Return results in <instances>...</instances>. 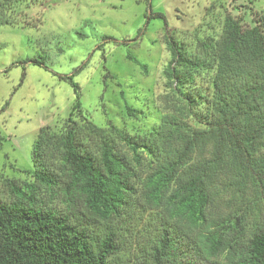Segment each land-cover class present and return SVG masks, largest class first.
<instances>
[{
	"label": "trees",
	"instance_id": "16d2710c",
	"mask_svg": "<svg viewBox=\"0 0 264 264\" xmlns=\"http://www.w3.org/2000/svg\"><path fill=\"white\" fill-rule=\"evenodd\" d=\"M18 1L0 0V25ZM252 22L226 16L200 56L166 30L168 111L148 135L96 126L60 77L65 123L39 129L28 178L0 179V264H264V14Z\"/></svg>",
	"mask_w": 264,
	"mask_h": 264
},
{
	"label": "rangeland",
	"instance_id": "374dc122",
	"mask_svg": "<svg viewBox=\"0 0 264 264\" xmlns=\"http://www.w3.org/2000/svg\"><path fill=\"white\" fill-rule=\"evenodd\" d=\"M260 14L264 0H19L0 25V179L28 178L39 129L65 123L75 94L60 77L78 85L82 112L96 126L148 135L168 111L166 30L200 56L197 41L216 40L226 16L246 28ZM124 101L141 112L136 119ZM214 191L217 202L232 196Z\"/></svg>",
	"mask_w": 264,
	"mask_h": 264
}]
</instances>
